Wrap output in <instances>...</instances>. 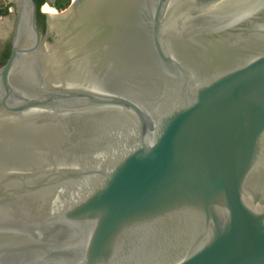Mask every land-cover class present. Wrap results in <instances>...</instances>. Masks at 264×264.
Segmentation results:
<instances>
[{"label": "water", "instance_id": "water-1", "mask_svg": "<svg viewBox=\"0 0 264 264\" xmlns=\"http://www.w3.org/2000/svg\"><path fill=\"white\" fill-rule=\"evenodd\" d=\"M12 1L0 264H264V0Z\"/></svg>", "mask_w": 264, "mask_h": 264}, {"label": "flooded vegetation", "instance_id": "flooded-vegetation-1", "mask_svg": "<svg viewBox=\"0 0 264 264\" xmlns=\"http://www.w3.org/2000/svg\"><path fill=\"white\" fill-rule=\"evenodd\" d=\"M5 7L8 8V14L5 16H0V19H2V21L5 20L7 26V32L5 33V35L0 36V67L4 64L10 53L13 25L15 21V7L13 1L10 0V2H6L3 8ZM37 26L41 37H44L47 32L46 16H44L43 20H39L37 17ZM48 40L50 39L48 38ZM1 62L3 63L1 64Z\"/></svg>", "mask_w": 264, "mask_h": 264}, {"label": "trees", "instance_id": "trees-1", "mask_svg": "<svg viewBox=\"0 0 264 264\" xmlns=\"http://www.w3.org/2000/svg\"><path fill=\"white\" fill-rule=\"evenodd\" d=\"M36 5H37V8H38V19L39 20H43L44 18V13H46V5L48 3L49 0H34ZM70 3V0H55L53 3H51V5L57 10V11H61L63 8H65L68 4ZM44 6V7H43ZM41 7V8H40ZM42 8H43V11H42ZM53 8V10H55ZM40 10V11H39ZM45 10V12H44ZM55 10V11H56ZM41 12V13H40ZM44 12V13H43ZM8 14V8L5 7H1L0 8V16H5ZM3 62H1L2 64Z\"/></svg>", "mask_w": 264, "mask_h": 264}, {"label": "rangeland", "instance_id": "rangeland-1", "mask_svg": "<svg viewBox=\"0 0 264 264\" xmlns=\"http://www.w3.org/2000/svg\"><path fill=\"white\" fill-rule=\"evenodd\" d=\"M55 0H49L48 3L46 4V7L47 9H49V11H52V9L54 8L51 3H53ZM71 1V0H70ZM6 4V1L4 0H0V7H3L4 5ZM70 4V3H69ZM69 4L63 8L61 11H64L68 6ZM55 9V8H54ZM56 10V9H55ZM60 13V11H57ZM2 32V33H1ZM7 32V26H6V23H5V20L2 21V19H0V36H3L5 35V33Z\"/></svg>", "mask_w": 264, "mask_h": 264}, {"label": "bare ground", "instance_id": "bare-ground-1", "mask_svg": "<svg viewBox=\"0 0 264 264\" xmlns=\"http://www.w3.org/2000/svg\"><path fill=\"white\" fill-rule=\"evenodd\" d=\"M46 5V4H45ZM44 7V6H43ZM42 11H43V8H42ZM45 12V10H44ZM43 12V13H44ZM46 16L49 17V29L52 31L53 30V24H54V20L57 16L60 15L59 12L55 11L52 9V11H49V9H47L46 7V13H44ZM2 33V32H1Z\"/></svg>", "mask_w": 264, "mask_h": 264}, {"label": "built area", "instance_id": "built-area-1", "mask_svg": "<svg viewBox=\"0 0 264 264\" xmlns=\"http://www.w3.org/2000/svg\"><path fill=\"white\" fill-rule=\"evenodd\" d=\"M4 1H6V2H10V0H4Z\"/></svg>", "mask_w": 264, "mask_h": 264}]
</instances>
